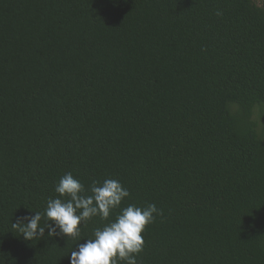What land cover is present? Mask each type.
<instances>
[{
	"label": "trees",
	"instance_id": "16d2710c",
	"mask_svg": "<svg viewBox=\"0 0 264 264\" xmlns=\"http://www.w3.org/2000/svg\"><path fill=\"white\" fill-rule=\"evenodd\" d=\"M68 172L162 211L138 264H264V0H0V264H69L115 220L11 227Z\"/></svg>",
	"mask_w": 264,
	"mask_h": 264
},
{
	"label": "clouds",
	"instance_id": "9594fccd",
	"mask_svg": "<svg viewBox=\"0 0 264 264\" xmlns=\"http://www.w3.org/2000/svg\"><path fill=\"white\" fill-rule=\"evenodd\" d=\"M216 15L222 12L218 10ZM54 190L58 197L49 198L43 212L17 217L12 222L11 227L25 241L44 239L46 230L48 238L77 239L82 224L95 217L108 221L113 210L119 208L115 220L94 229L91 238L70 252L69 264H138V256L144 250L142 233L163 214L155 204L121 208L130 193L118 180H94L86 189L71 172L60 178Z\"/></svg>",
	"mask_w": 264,
	"mask_h": 264
}]
</instances>
